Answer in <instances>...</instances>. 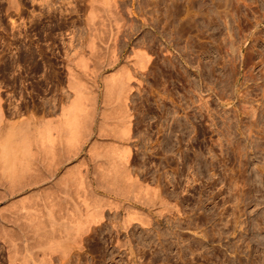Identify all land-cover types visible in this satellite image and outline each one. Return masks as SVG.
<instances>
[{
  "label": "rangeland",
  "instance_id": "obj_1",
  "mask_svg": "<svg viewBox=\"0 0 264 264\" xmlns=\"http://www.w3.org/2000/svg\"><path fill=\"white\" fill-rule=\"evenodd\" d=\"M123 1L134 12L120 15L118 62L107 67L90 58L88 69L81 70L75 63L80 53L88 58V2L18 0L14 9L0 0V142L11 146V158L22 155L23 136L31 139L43 121L55 118L56 100L66 104L72 98L69 68L83 88L94 92L96 122L105 109L111 123L114 110L102 102V77L127 64L134 76L126 102L132 136L128 166L139 183L168 189L162 192L176 205L160 217L144 207L151 224L133 221L126 233L115 215L123 209L105 206L103 225L91 224L64 254L51 252L48 264H264V0H193L189 6L187 0ZM98 6L105 14V6ZM168 9L175 13L172 20ZM132 47L149 56L143 70L131 62ZM164 137L172 147L167 154ZM0 163L3 195L10 182L6 186L9 177ZM74 165L81 176L90 172L86 147L67 164ZM37 166L43 174L50 172L45 163ZM63 172L59 167L48 179L51 191ZM5 201L0 228L11 199ZM114 221L117 229L106 227ZM1 237L2 231L0 264H9Z\"/></svg>",
  "mask_w": 264,
  "mask_h": 264
},
{
  "label": "bare ground",
  "instance_id": "obj_2",
  "mask_svg": "<svg viewBox=\"0 0 264 264\" xmlns=\"http://www.w3.org/2000/svg\"><path fill=\"white\" fill-rule=\"evenodd\" d=\"M6 1L9 8L18 9V0ZM85 1L88 2L90 9L86 22H84L86 29L91 33L87 45L89 49L87 51L88 58H84L85 54L80 53L75 64H77L79 69L87 70L86 60L92 58L94 62L95 60L99 63H101V60L104 61L107 67L113 66L118 62L115 52V41H117L116 34L122 24L120 23V18H122L123 13L130 16L134 11L132 12L123 0L118 2V4L114 3L113 0H111L113 3L110 0H100L101 3L99 5L104 4L101 6H105L106 12H104L105 14L103 12L99 14L100 10L98 9V11L96 8L98 6L96 4L99 3L97 2L98 0ZM192 2L193 0H187V6ZM167 13V16H170L172 20L175 13L170 9H168ZM185 16L188 19L190 14L187 15L186 13ZM112 29H115V31ZM104 31H107L106 38H102ZM140 48L132 47V55L129 56H132L131 62L133 66L143 70L146 67L145 63L149 56L145 50ZM129 56H127V59ZM126 65H122L114 73L106 74L102 77V102L112 106L114 112L109 119L113 118V122H107L108 113L105 109L100 111V118L96 122V96L91 90L89 91V89L86 90L82 87L83 85L75 78L74 68H69V88L73 91V96H71L72 98L70 97L71 99L66 104H61L60 100H56V103L59 104L58 114L54 119L50 118L43 121L32 132L34 138L32 136L31 139L32 141L34 139V148L32 147L31 139L23 136L19 147L22 155L16 157L14 154L15 157L12 156L11 158V146L9 149V147H6L9 145L0 142L2 173L4 172L7 175L6 177H9L5 184L10 182V188L7 191L3 190V195H0V203L11 199L7 210L9 212H6L8 215L2 216L3 219L1 220L3 221L1 223L3 224L0 228L7 244V260L9 264H13L16 261H19V264H48L51 252L59 249L64 254L69 244L77 243V240L91 228V224L103 225L101 223L105 216L103 213L105 206L117 211L123 209L124 213L115 211V215L118 213L117 215H120V219L117 216V219L114 217L111 220H105L110 222H113V219L121 220L119 223L122 228L120 229L124 230L125 233L128 231V225H131L130 223L133 221L140 226L147 225L148 227V224H151L149 219L151 220L152 217L150 218L149 214L144 213V207L155 212L158 217L161 214L163 216V210L164 212L165 210L171 211L173 208L174 205L171 206L172 204L169 202L170 194H163L168 189L165 191L162 189L164 192H160V188L158 190V188L150 187L152 183H139V178H136V174H133V176V172L129 168L128 162L132 136H130L131 115L127 109L126 102L132 89L129 82L134 76ZM199 99L201 100V98ZM56 103L55 106L57 105ZM204 104H206L205 101ZM50 108L52 109L53 107L51 106ZM253 109L255 110V108ZM95 124L96 127L94 126ZM93 126L95 129H93ZM7 134L9 135V133ZM5 136H2V139ZM109 136L112 138L111 141L102 144L103 139L108 137V140H110ZM7 138H5V141ZM167 138L164 137L162 142V151L165 154L172 152L171 143ZM6 144L11 143L8 142ZM85 147L91 163V170L81 176L74 171L75 165L68 167L67 164L77 157ZM56 151L60 152L58 158ZM36 152L40 153L39 160H34ZM61 154L66 155L62 157L63 155ZM35 162L37 164L45 163V167L50 168V172L48 174L41 173ZM59 167L64 168V172L58 178L53 191H51L52 188L47 183L55 178V173ZM34 187L36 191L31 189ZM33 190L35 191L34 193L32 192ZM34 198H37V202L30 204ZM121 199L129 201V204L123 207ZM5 211L6 209L3 210V212ZM106 221H104V224L107 223ZM110 222L106 227L110 224L113 227L119 225L117 221L116 225ZM101 228L99 227V229ZM120 229L118 228V230ZM93 230H96V228ZM3 237L1 238L3 239ZM116 242L121 245L120 242Z\"/></svg>",
  "mask_w": 264,
  "mask_h": 264
}]
</instances>
